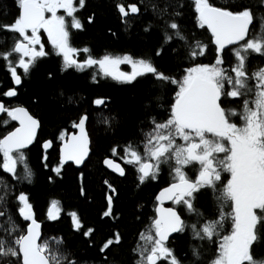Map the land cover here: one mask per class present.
<instances>
[{
  "label": "snow or ice",
  "instance_id": "6c2138e0",
  "mask_svg": "<svg viewBox=\"0 0 264 264\" xmlns=\"http://www.w3.org/2000/svg\"><path fill=\"white\" fill-rule=\"evenodd\" d=\"M16 3L20 10L18 18L10 24L0 22V31L16 34L11 38V46L0 51V58L7 61L6 66L15 85L22 83L17 66L27 74L37 58L47 55L39 35L43 29L55 53L63 56L62 70L75 67L78 71H83L98 66L104 76L121 83H132L138 77L153 74L158 90L162 91L166 83L175 84L179 89L165 120L158 122L155 116L149 117L154 129L148 133L147 142L143 145L144 156L129 145L126 152L130 158L126 163L138 165V179L141 183L148 178L155 179L160 165H167L175 182L163 189L157 199L161 205L165 199L172 200L176 205H184L186 213L194 215L196 222L186 224L174 207H159L146 232L140 234L144 243L133 249L140 256L136 264H159L160 261L181 264L174 251L167 246L173 233L183 232L188 228L193 239L212 241L213 237L220 236L226 220H231V232L220 240L218 258L210 264H245L246 261L249 264H264V259L254 260L251 254L252 245L258 242V233L264 230V68L253 72L255 83L252 85L248 83L249 73L246 71L248 53H264V15L259 12L254 15L252 7L233 10L228 4L215 6L209 0H194L198 26L206 27L211 32L215 59L211 64H196L187 68L186 74L177 80L160 72L150 59L134 60L130 55L114 57L107 54L101 59H94L89 55L83 62L72 58L77 49L70 46L65 16L57 15V11L64 9L67 16L72 18L71 26L81 29L83 25L75 16L78 9L74 6V0H16ZM84 3L85 0H80L79 7L83 8ZM259 6L264 7V0H260ZM117 8L123 17L141 11L136 4L126 7L124 3H119ZM151 8L154 16L164 25L163 45H168L177 38L182 42L189 60L195 61L206 54L207 45L195 37L189 39L176 22L181 16L179 9L183 8L180 0H164L162 5H151ZM45 13L51 15L46 18ZM254 20L258 21L255 27ZM151 27L152 24L149 23L144 31H149ZM226 49L235 58V65L230 68L222 66L225 63L223 57ZM83 51L88 53L90 50L85 47ZM162 51L163 47L157 51V55ZM13 54H19L16 66L10 60ZM121 64L131 65L132 71H121ZM93 79L95 80V76ZM4 95L15 97L17 92L12 88ZM60 95H64L62 90ZM236 99L242 102L240 112L225 106ZM68 103H74L71 96L68 97ZM104 103L102 99L94 100L96 106ZM145 107L148 108L149 105L146 104ZM0 114H6L9 118L0 121V126L7 127L12 121L19 124L0 138V170L11 174L18 181L17 163L26 160L23 150L34 142L40 120L25 107H6L2 102ZM237 116L241 119L240 125L231 119ZM88 119V115L83 114L78 118V123L74 124L79 129V135H72L64 142L60 166L54 169L57 174L64 163L74 161L80 165L88 156L89 140L85 132ZM103 122L108 123V119L105 118ZM59 139L63 141L64 135ZM177 139L182 143L178 144ZM51 146L52 141H46L42 145L45 150ZM115 151L113 148L112 152ZM103 163L111 168L114 161L105 159ZM192 164L198 165V176L194 181L184 171ZM114 171L120 175L125 174L119 164H116ZM225 172L230 174V178L217 189L216 184L221 182L222 173ZM22 175L29 182L33 176L26 163L23 164ZM0 185V207L3 208L0 210V264H61L62 261L64 264H78L53 249L52 245L58 246L62 243V238L41 240L40 224L35 219L28 194L10 190L2 180ZM108 187L111 188V185ZM205 187L211 189L214 200L218 202L216 216L212 219L193 207L194 193ZM83 194L81 189V195ZM112 199V195H106L108 209L103 213L105 217L112 214ZM10 203L16 204V212L25 222L23 229L13 218ZM229 205L230 212H224L223 208ZM59 212V202L52 200L51 210L47 215L56 220ZM71 215L75 220V227L79 229V218L75 213ZM91 232L92 229H89L85 235H90ZM120 239L119 233H116L115 240H107L101 251L114 243L118 244ZM192 251L194 256L199 257L196 248Z\"/></svg>",
  "mask_w": 264,
  "mask_h": 264
},
{
  "label": "trees",
  "instance_id": "16d2710c",
  "mask_svg": "<svg viewBox=\"0 0 264 264\" xmlns=\"http://www.w3.org/2000/svg\"><path fill=\"white\" fill-rule=\"evenodd\" d=\"M209 2L217 6L228 4L233 10L252 7L254 15L257 12L264 15V7L259 6L260 0ZM79 3L80 0H75V7L78 9L75 16L83 25L81 29L73 28L72 18L65 16L69 44L77 49L74 57L78 62H83L89 55L94 59H101L106 54L114 57L126 54L135 59H150L160 72L177 80L186 74L189 67L214 63L216 53L213 38L210 30L198 26L194 0H180L183 8L179 9L181 16L176 22L181 25L184 35L189 39L195 37L207 45L206 54L195 61L186 57L182 42L177 38L168 45H163L164 25L154 16L151 5H162L164 0H85L83 8L79 7ZM119 3H124L126 7L136 4L141 11L123 17L118 12ZM19 11L16 0H0V22L12 23L18 18ZM149 23L152 27L146 32L144 28ZM257 23L258 21L254 20V27ZM13 35L16 34L0 31V51L11 46ZM43 45L47 55L37 58L27 74L17 66L22 83L15 99L16 102L26 105L40 120L41 129L30 153L25 156L26 160L18 161L16 177L20 179L17 181L11 174L0 170V180L8 185L10 190L28 194L35 218L42 223L41 240L62 238V243L58 246L52 245L59 254L68 256L78 264H136L140 256L133 249L144 243L140 234L146 232L147 226L157 215V194L162 186L173 181L174 177L168 166L161 164L155 179L148 178L141 183L138 179V165L126 163L130 158L126 149L131 145L144 156L143 145L147 142L148 133L154 129L149 117L155 116L158 122L165 120L179 89L175 84L166 83L162 91L158 90L153 74H145L132 83H121L104 76L98 66L83 71H78L75 67L62 70L63 56L55 53L45 36ZM85 47L90 50L88 53L83 51ZM161 47L163 51L157 55ZM18 57L19 54L10 57L14 66ZM223 58V67L230 68L235 65V58L227 49ZM6 65L7 61L0 58V98L3 97L2 91L13 86L11 73ZM121 67L123 70L132 71L129 64H121ZM260 68H264V53L250 51L246 61L250 85L255 83L253 72ZM61 90L64 92L63 96L60 95ZM69 96L74 103H68ZM96 99H102L105 103L96 106ZM146 104L149 105L148 108L145 107ZM225 106L238 112L242 102L236 99ZM83 114L89 117L87 125L91 154L81 168L67 163L57 174L54 169L60 163L57 154L62 140L59 137L62 134L64 138L67 137L76 128L74 124L78 123V118ZM105 118L108 123L103 122ZM231 119L236 122L234 117ZM44 138H50L54 142L48 159H42L40 139ZM176 142L182 143L180 140ZM113 148L116 149L115 153L112 152ZM108 155L126 158L125 175H116L103 165V159ZM220 156L223 157V154ZM24 163L33 172L30 182L23 179ZM197 169L198 165L192 164L184 171L189 178L194 179L198 174ZM229 177L230 174L222 173L221 182L216 184L217 189L226 183ZM105 181L108 183L105 184ZM108 185H111V188ZM112 189H115V192H112ZM109 194L113 197L112 214L105 217L103 213L108 209L106 195ZM194 196L193 207L206 217L215 218L218 202L214 200L211 189L202 188L194 193ZM9 199L11 200V193ZM52 200L59 202L60 212L56 220L47 215ZM174 205L181 212L186 224L196 222L194 215L186 213L184 205ZM9 208L13 218L23 229L25 222L17 214L16 204L10 203ZM0 210L3 208L0 207ZM230 210V205L223 208L226 213ZM72 213L79 218V229L75 227ZM89 229H92L91 234L85 235ZM230 232L231 220L225 221L220 236L213 237L212 241L193 239L191 231L185 228L183 232L171 237L167 246L174 251L181 264H210L218 257L220 240ZM116 233L120 235V242L102 252L103 245L109 239L115 240ZM193 248L198 250L199 257L193 255ZM251 254L254 260L264 259V230L258 233V242L252 245ZM159 264L170 262L160 261ZM245 264L249 262L246 261Z\"/></svg>",
  "mask_w": 264,
  "mask_h": 264
},
{
  "label": "flooded vegetation",
  "instance_id": "af4514ba",
  "mask_svg": "<svg viewBox=\"0 0 264 264\" xmlns=\"http://www.w3.org/2000/svg\"><path fill=\"white\" fill-rule=\"evenodd\" d=\"M74 4H75V0H74ZM215 6H217V5H215ZM49 14H50V13H47V17L49 16ZM40 32H42L41 42H42V44H44V36L48 39V37H47V33H45V31L42 30V29H41ZM29 34H30V32H29ZM48 40H49V39H48ZM37 47L39 48V46H37ZM25 59H26V58H25ZM120 70H121V71H124V72H128V71H126V70H123L122 67H121V65H120ZM129 72H130V71H129ZM11 87H12V86H11ZM11 87H9V88H11ZM9 88L5 89V91H2V96H3V97H1L0 100H2V101L4 102V104H5L6 107H15V106H18V105H23V104H20V103H18V102L15 101L17 95H16L15 97H7V96L4 95V93L7 92V90H8ZM17 94H18V88H17ZM241 109H242V107L239 109L238 112H240ZM29 110H30V109H29ZM30 112H31V110H30ZM31 113H32V112H31ZM32 114H33V113H32ZM6 119H9V118L6 116V114H1V115H0V121L6 120ZM234 120L236 121L235 123H237L238 125L241 124V119H240L239 116L234 117ZM18 125H19L18 122H16V121H12L10 124H8L7 127L0 126V138H2V136H3L7 131L14 130V128H15V127H18ZM40 129H41V123H40V127H39V130H38L37 134H36V138H35L34 142H33V143H32L27 149L23 150L24 153H25V156H26L28 153H30L31 146L36 142V140H37V138H38V135H39V132H40ZM74 130H75V129H74ZM74 130H73V131H74ZM66 138H67V137H65L64 140H65ZM64 140H63V141H64ZM46 141H52V146L50 147L49 150H45V149L42 147V145H43ZM63 141H62V142H63ZM177 141H179V140H177ZM62 142H60V144H59V146H58V154H57L58 157H59V160H60V161H61V159H60V145H61ZM53 146H54V142H53L52 139H50V138L40 139V147H41V149H42V159H44L45 156H46L47 159H48V157H49V152L52 151ZM106 157H112V158H114V159L120 161V162L122 163V165L124 166L125 173H126V166H125V163H124L125 160H126V158L120 159V158L115 157V156H113V155H112V156H111V155H108V156H106ZM106 157H104L103 161L105 160ZM0 160H2V154H0ZM86 161H87V160H86ZM67 163H71V164H73L72 162H67ZM67 163H64V164H63V167L61 168V171L64 169V167H65V165H66ZM84 164H85V163H84ZM84 164H83V165H84ZM17 165H18V163H17ZM73 165H74V164H73ZM103 165H104V163H103ZM58 166H60V163H59ZM58 166H57V167H58ZM74 166H75V165H74ZM104 166H105V165H104ZM105 167H106V166H105ZM78 168H79V167H78ZM80 168H81V167H80ZM106 168H107V167H106ZM107 169H108V168H107ZM108 170H109V169H108ZM2 171H3V170H2ZM109 171H111V170H109ZM111 172H112V173H115V172H113V171H111ZM115 174H116V175H119V174H117V173H115ZM124 175H125V174H124ZM119 176H123V175H119ZM197 176H198V174H197ZM197 176H196L194 179H192V178H190V179L195 180V179L197 178ZM229 178H230V177H229ZM173 181H175V180H173ZM170 182H172V181H170ZM170 182H169V183H170ZM169 183L163 185L162 188H163L164 186L168 185ZM109 195H110V194H109ZM157 203L159 204L158 199H157ZM174 204H175V203H174L173 201H171V202L169 203V205H172V206H174L175 208H177ZM157 207H158V206H157ZM33 210H34V209H33ZM169 240H170V239H169Z\"/></svg>",
  "mask_w": 264,
  "mask_h": 264
},
{
  "label": "water",
  "instance_id": "95a60500",
  "mask_svg": "<svg viewBox=\"0 0 264 264\" xmlns=\"http://www.w3.org/2000/svg\"><path fill=\"white\" fill-rule=\"evenodd\" d=\"M45 17L47 18V13H45ZM17 73L18 74H20L18 71H17ZM21 75V74H20ZM12 77V76H11ZM22 78V77H21ZM12 82H13V86L11 87V88H9L8 90H10V89H12V88H15V90H16V92H17V88L21 85H15V83H14V80H13V78H12ZM7 90V91H8ZM0 102H2L3 104H4V102L2 101V100H0ZM5 105V104H4ZM18 106H22V107H25V108H27L28 109V111H29V113L30 114H32L31 112H30V110H29V108L26 106V105H18ZM1 115V114H0ZM35 118H37L34 114H32ZM38 119V118H37ZM88 121L86 122V125H85V132H86V134H87V137H88V140H89V153H88V156L86 157V159L84 160V162L82 163V164H80V165H77V164H75V162L74 161H68V162H72L76 167H82L83 166V164L86 162V160L89 158V156H90V154H91V141H90V135H89V131H88ZM19 126V125H18ZM38 130H39V128L37 129V132H38ZM37 132H36V134H37ZM72 135H79V129H77V128H75V130L74 131H72L68 136H67V138L61 143V145H60V159H62V157H63V144H64V142H66L67 140H69L70 139V137L72 136ZM50 148H48L47 150H49ZM105 159H111V160H113L114 161V163H113V166L110 168V167H108L107 165H105L109 170H111V171H113V172H115V173H117V174H119V172H117V171H114V168H115V166H116V164H119L121 167H123V169H124V166L122 165V163L120 162V161H118V160H116V159H114V158H112V157H106ZM145 162H148V161H145ZM67 163V162H66ZM124 172H125V169H124ZM120 175V174H119ZM194 181V180H193ZM173 182H175V181H172V182H170L168 185H166V186H164L163 188H161L160 190H159V192H158V194H157V197L159 196V194H160V192L163 190V189H165L166 187H169L170 186V184L171 183H173ZM159 201V200H158ZM172 200H167V199H165L164 201H163V203H162V205H161V202L159 201V204H158V207H157V209L159 208V207H164V208H172V207H174V206H172V205H169V203L171 202ZM175 208V207H174ZM50 210H51V207H50ZM176 210H177V212L181 215V218H182V220H184L183 219V216H182V214H181V212L176 208ZM36 219V218H35ZM37 220V219H36ZM37 222L40 224V228H39V232L40 233H42V223L39 221V220H37ZM178 233V232H177ZM177 233H173L170 237H169V239L171 238V237H173V236H175ZM169 241V240H168Z\"/></svg>",
  "mask_w": 264,
  "mask_h": 264
},
{
  "label": "rangeland",
  "instance_id": "374dc122",
  "mask_svg": "<svg viewBox=\"0 0 264 264\" xmlns=\"http://www.w3.org/2000/svg\"><path fill=\"white\" fill-rule=\"evenodd\" d=\"M74 6H75V4H74ZM51 15V13L49 14V16ZM57 15H63V16H66L67 14H66V12H65V10L64 9H59L58 11H57ZM48 16V17H49ZM43 30V29H42ZM41 31V30H40ZM46 33V32H45ZM39 35H40V37L42 36V32H40L39 33ZM38 48V47H37ZM126 55V54H125ZM124 56V55H123ZM72 58H74L75 59V57H74V55L72 56ZM134 60H139V59H135V58H133ZM129 72V71H128ZM131 72V71H130ZM218 258V257H217Z\"/></svg>",
  "mask_w": 264,
  "mask_h": 264
}]
</instances>
